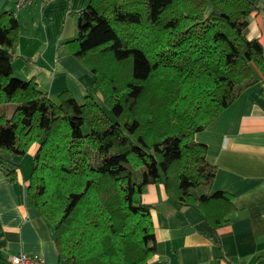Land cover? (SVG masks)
I'll use <instances>...</instances> for the list:
<instances>
[{
	"label": "trees",
	"instance_id": "16d2710c",
	"mask_svg": "<svg viewBox=\"0 0 264 264\" xmlns=\"http://www.w3.org/2000/svg\"><path fill=\"white\" fill-rule=\"evenodd\" d=\"M260 0H89L76 14L70 54L94 75L91 95L56 100L15 76L19 25L0 20V171L17 179L33 144L26 186L52 229L60 264L150 262L156 239L146 184L213 228L234 207L210 192L215 167L194 140L243 90L264 78L263 47L247 38Z\"/></svg>",
	"mask_w": 264,
	"mask_h": 264
},
{
	"label": "crops",
	"instance_id": "0c3cea01",
	"mask_svg": "<svg viewBox=\"0 0 264 264\" xmlns=\"http://www.w3.org/2000/svg\"><path fill=\"white\" fill-rule=\"evenodd\" d=\"M88 1L36 0L16 12L13 0H0V20L13 15L19 25L18 45L10 52L15 76L33 78L53 100L68 91L80 104L94 89L93 73L65 44ZM247 38L261 43L264 58V0L248 18ZM93 95L100 100L97 91ZM194 140L206 146V161L215 167L209 191L228 194L234 210L215 229L195 208L170 201L163 183L146 184L141 200L150 205L156 239L150 262L264 264V78L243 90ZM37 147L33 144L27 154ZM27 181L23 170L13 182L0 171V264L18 253L60 264L51 227L28 202Z\"/></svg>",
	"mask_w": 264,
	"mask_h": 264
},
{
	"label": "built area",
	"instance_id": "2783aa9c",
	"mask_svg": "<svg viewBox=\"0 0 264 264\" xmlns=\"http://www.w3.org/2000/svg\"><path fill=\"white\" fill-rule=\"evenodd\" d=\"M36 0H13L16 12L33 4ZM47 2L49 0H41ZM9 264H44V260L38 256H31L26 253L9 255L7 258Z\"/></svg>",
	"mask_w": 264,
	"mask_h": 264
},
{
	"label": "rangeland",
	"instance_id": "374dc122",
	"mask_svg": "<svg viewBox=\"0 0 264 264\" xmlns=\"http://www.w3.org/2000/svg\"><path fill=\"white\" fill-rule=\"evenodd\" d=\"M75 32H76V29H75ZM74 36H75V33L73 34V37L72 38H74ZM94 92H96L95 89H93L92 91H90L89 95H91L92 97H94V95H93ZM98 103L103 107V109L106 111L107 114L110 113L109 110H107L108 108H106L104 106L103 100L101 98H100V100H98ZM0 153H1V155H3L5 153H7V152L0 150ZM31 158H32V156H30L29 154H27L20 161V163H21L20 164L21 165V170H23L25 173H28V174H29L30 167H31V161H32Z\"/></svg>",
	"mask_w": 264,
	"mask_h": 264
}]
</instances>
